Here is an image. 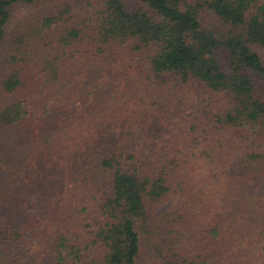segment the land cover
<instances>
[{"label":"rangeland","instance_id":"1","mask_svg":"<svg viewBox=\"0 0 264 264\" xmlns=\"http://www.w3.org/2000/svg\"><path fill=\"white\" fill-rule=\"evenodd\" d=\"M82 1L86 0L17 6L0 48V180L5 194L0 264H49L62 235L76 233L83 238V203L98 191V171L91 167L103 153L106 138L107 143L125 137L132 138L130 146L148 158L180 159L183 153L200 163L191 179L183 175L186 191L149 201L152 220L157 221L146 262L165 257L182 261L193 255L191 260L208 259L209 264H250L248 242L236 248L230 245L233 238L244 240L248 232H264V182L255 179L250 187L234 182L227 173L228 162L215 160L221 154L212 158L217 143L213 113L223 107V98L169 73L164 79L152 76L146 53L137 54L134 44L104 56V64L93 66L86 81L81 65L73 68L69 63L71 54L54 58L51 70L44 65L45 45L38 53V49L32 52V45L14 63L21 77L19 93L4 92L2 80L13 64L11 46L26 33L25 24L32 25L31 19L43 12L66 3L79 6ZM93 44L89 40L83 49ZM16 97L32 106V128L1 119ZM85 120L97 123L86 135L93 142L89 146L87 141L83 146ZM201 154L210 157L201 159ZM221 225L218 240L211 230ZM261 261L259 257L251 264Z\"/></svg>","mask_w":264,"mask_h":264},{"label":"trees","instance_id":"2","mask_svg":"<svg viewBox=\"0 0 264 264\" xmlns=\"http://www.w3.org/2000/svg\"><path fill=\"white\" fill-rule=\"evenodd\" d=\"M41 1L0 0V48L8 38L14 8ZM31 21L11 46L13 64L2 80L4 92L19 93L21 77L14 63L32 45L37 53L45 45L44 65L51 70L54 58L71 54L69 63L73 68L81 65L86 81L93 66L104 64V56L134 44L137 54L146 53L152 76L164 79L169 73L182 82H197L224 99L223 107L213 113L217 143L212 158L221 154L215 160L228 162L227 173L234 182L245 187L255 179L264 182V0H86L79 6L66 3ZM89 40L94 44L83 49ZM26 102L13 99L1 119L32 128V106ZM96 125L94 120L83 121V146L86 141L87 146L93 143L86 135ZM131 139L104 140L103 153L91 167L98 171V191L83 203V238L76 233L62 235L49 264H209L208 259L191 260L193 255L182 261L165 257L146 262L157 221L152 220L149 201L186 191L183 175L191 179L200 163L183 153L180 159L148 158L130 146ZM206 157L210 156L200 155ZM181 160L193 167L186 170ZM4 196L0 180V209ZM3 226L0 213V239ZM222 228L211 230L218 240ZM233 239L231 248L248 242V259L254 263L261 257L264 264V232Z\"/></svg>","mask_w":264,"mask_h":264}]
</instances>
